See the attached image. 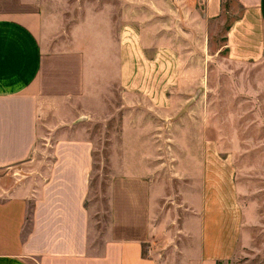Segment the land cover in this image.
<instances>
[{
  "label": "crops",
  "instance_id": "crops-1",
  "mask_svg": "<svg viewBox=\"0 0 264 264\" xmlns=\"http://www.w3.org/2000/svg\"><path fill=\"white\" fill-rule=\"evenodd\" d=\"M236 2L224 47L235 41L240 65L260 63L264 91V0ZM172 14L194 36L219 22L222 0H42L0 12V170L15 178L0 189V264H227L241 213L229 169L216 179L208 163L199 125L209 117L193 96L174 104L167 91L180 84L147 82L166 74L145 60L167 48L145 45L165 42L157 32ZM98 150L110 179L95 221Z\"/></svg>",
  "mask_w": 264,
  "mask_h": 264
},
{
  "label": "rangeland",
  "instance_id": "rangeland-1",
  "mask_svg": "<svg viewBox=\"0 0 264 264\" xmlns=\"http://www.w3.org/2000/svg\"><path fill=\"white\" fill-rule=\"evenodd\" d=\"M39 1L42 2L0 0V12L31 9ZM241 16L242 8L236 0H222L219 22L208 29L198 28L191 36L193 29L183 23V17V22H179L180 17L176 14L168 15V25L157 32L166 35L165 42L145 45L148 51L158 46L167 48L168 57L145 61L150 69L166 70V74L160 76H147V82L161 80L167 84H180L184 91H167L168 96L175 99L174 104L178 107L187 95L193 96L200 99L195 109L197 113H206L209 117L207 123L198 124L200 139L210 150L208 158L212 160L208 163L213 167V176L226 178V166L229 169L231 184L234 185L232 195H236L241 213L240 240L227 264H264L263 75L260 63L240 65L235 52L237 42L224 47L225 31ZM207 30L211 35L209 42L205 38ZM233 39L236 40L235 37ZM95 85L100 88L103 83L99 80ZM186 88H191V91H186ZM184 111L187 113L189 107ZM180 112L183 113L176 109L172 114L175 121L167 124L168 134L173 128L176 130ZM97 127L95 125L92 129L95 135ZM107 157L108 150L94 153L87 204L95 221L107 216L104 212L108 210L105 196L110 179ZM13 171L0 170V189L15 180ZM215 189L221 191L219 186ZM4 195H0V201Z\"/></svg>",
  "mask_w": 264,
  "mask_h": 264
}]
</instances>
